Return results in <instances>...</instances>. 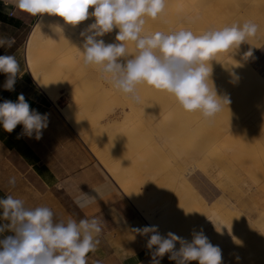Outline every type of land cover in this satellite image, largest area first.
<instances>
[{"label": "clouds", "instance_id": "9594fccd", "mask_svg": "<svg viewBox=\"0 0 264 264\" xmlns=\"http://www.w3.org/2000/svg\"><path fill=\"white\" fill-rule=\"evenodd\" d=\"M20 11L39 18L61 17L66 24L77 26L94 18L80 33L77 48L84 66L93 67L100 77L133 102H140L139 88L146 86L173 97L187 113H200L212 119L230 101L218 94L212 80V62L222 54L232 55L254 38L258 25L252 21L233 23L221 29H210L200 35L188 29L169 32L146 31L149 19L163 17L167 0H11ZM89 9H92L89 12ZM118 29L114 43L103 37ZM62 35V29H54ZM14 40L0 38V47L10 48ZM129 44L132 47H129ZM249 50L244 55L251 56ZM14 55H0V73L6 76L4 88L14 90L20 73ZM22 126L21 136L39 140L48 126L47 114L30 108L23 94L16 101L0 103V127L11 134ZM19 138V137H18ZM15 178L9 180L14 186ZM101 188L93 189L99 193ZM95 202V197L82 192L76 197L79 207ZM217 231L220 224L214 223ZM102 231L96 218L56 220L45 205L26 206L12 195L0 198V264H87L95 252ZM149 236L146 248L149 264H160L165 256L175 264H222V252L202 232H194L189 242L172 232L162 236L157 226L134 230ZM179 244V248H177Z\"/></svg>", "mask_w": 264, "mask_h": 264}, {"label": "rangeland", "instance_id": "374dc122", "mask_svg": "<svg viewBox=\"0 0 264 264\" xmlns=\"http://www.w3.org/2000/svg\"><path fill=\"white\" fill-rule=\"evenodd\" d=\"M185 2L188 4V6L184 9L186 17L181 22V25L184 26H187L186 22L189 21L197 22L199 30V23H202L205 20H209L211 22L213 29H221L225 26L232 25L233 23L242 24L245 21H252L258 25V32L254 38H250L247 43L242 44L240 48L237 49L232 55L228 54V64H224L220 69L214 66L217 70L212 71V74L214 75V73H216L217 76H220V78L218 76V79H212L216 90H218V88H224L228 84L226 82H229L230 84H228L230 87L226 86L228 93L226 97L229 99L230 103L228 106H225L224 109L214 118L205 119L200 113H187L180 108L175 99L169 94L156 91L146 86H143L144 88L139 91V95L141 97L140 102H133L126 95L118 92L115 89L112 90L111 86L107 84L97 72L90 79H85L84 81L79 82L80 89L77 88L74 91H67L65 88H58L55 94H58L59 96H57L56 101H53V103H55L57 107L67 104L65 110L61 111V113L69 121V119L71 120L74 115H78V113L75 114L76 111L74 112V109L78 111L81 110L80 108H82L83 104H89L90 108L88 109H92L93 106L90 103H94L96 106V103L102 104V101H106L104 103V106H106L105 112L103 111V115L101 117L97 116V118H99L100 123L102 124L101 127H99V133L102 134L103 131H105V126L108 131H106V135L108 136H105L103 140L107 143L112 140L109 142L110 145L111 142H114L113 145L108 147V153L112 149H116V145L122 144L121 146H118L116 150H120L122 146H127L126 151L128 152L129 150L131 156L134 158L135 155L132 154L137 152L134 150L141 149L142 152L144 149H148L149 147L148 153L149 150L155 151H151L152 153L150 152L152 154L150 155L153 158V156H155L157 153L156 151L160 152L162 148H168L170 150L169 155L171 156V161L167 164L173 166V168L179 167L181 171H188L189 166H184L183 164L175 162L174 158L176 157L175 155H177V150L186 148L194 151L196 154H199V156L193 161V171L190 172L186 184L180 183L179 185L177 182H170V185L165 181L163 183L162 179L164 178L166 171L169 169L167 168L169 165L166 167V164L163 161L160 160L155 162V159H152L154 166L152 163H149L152 165V167L161 169V173L157 171L159 177L156 174L157 178L154 176V179L152 180L153 185L155 186L152 189L153 192L156 194H161L164 192L165 194V191L168 189L174 191L178 189L182 191L184 188V190H187L185 198L184 196L182 197V193L177 195L179 196V199L174 197L176 193L172 197L173 202H175V200L180 201L174 204L175 207H177L179 213L177 218L178 225L173 226L171 225L172 223H168L170 221H167L164 223V229L167 230L170 228V226H172L175 230L174 234L181 236L189 230H191L190 232H192V234L197 232V225H199L201 222H206V220L209 221L208 225L210 227H208L213 229V232L217 231L214 223H218V226L223 224L225 225L221 226V231H223V234H221L219 231L217 232L220 234L214 232L215 235L217 234L216 236L221 237V239H217L215 235L210 239L208 238L211 244L214 246H219V248L221 247L222 264H264V247H262L264 245L261 246V244H264V240H262L264 239V231H262L264 230L262 229L264 228V224H259L260 222H264V204H262L264 203V201H262V199H264V0H185ZM90 11H92V9H89V12ZM181 11L182 9H180V12ZM57 17L58 16H53L52 18L55 20ZM91 18L92 17L89 18V22L94 21V18ZM165 19L166 18H159L157 20L149 19L145 25L146 31L165 32L170 28H174L173 24L167 26V24L164 22ZM57 20L59 21V19ZM61 20L64 21L62 18H60V21ZM150 22L151 24L149 26ZM50 24L51 22L47 24L46 21L42 24H39L37 29L40 28V30L44 32L49 28ZM68 25H66V27ZM63 28H65V26H63ZM66 29L65 31H67ZM116 31H118V29H116ZM193 33L195 34V32ZM130 45L131 44H129V46ZM53 46H55V44L50 46V51L51 47L53 48ZM42 47L43 51L41 52H43L44 55L42 58V63L38 66V70L40 74H43L44 78H51L55 76V74H53V71L51 73V70H46V68L49 66L48 63L51 60L50 56L52 52L49 53V51L48 56V53H44V51H46L44 50V45ZM249 50L252 54L251 56L247 57L244 54ZM23 55L24 57L26 56V45H24L23 48ZM222 55H227V53ZM35 58H37V55ZM214 62L215 61H213L212 64ZM244 67H248L250 71L254 72L260 78V81H262H259V83L250 75H248L246 73V68L243 69ZM25 68L26 72L29 73L26 64ZM222 70L226 76L222 74ZM33 81L45 94L46 92L39 87L34 79ZM221 84H223V86ZM149 89H152V93L147 92ZM95 91L97 92V97L95 95ZM103 93L106 94L107 98L102 97V99H100ZM218 94L225 96L221 94V91H218ZM77 95L79 96L77 97ZM234 97H236L238 100ZM123 99L127 100L125 102L127 103L126 105H124L125 103L122 101ZM156 101H161L164 104L173 102L171 110L168 112V114L170 123L174 124L175 126H173L175 128L178 126V128L172 129L171 132H169L168 129L164 128V126H166L165 120H163L161 123L158 122L159 119L157 113L152 111L153 103ZM122 102L124 104H122ZM72 105L77 107L72 108ZM78 106H80V108H78ZM95 109H92V113H96L95 111H97V107ZM130 110H134V114L132 113L127 115ZM68 111H70L71 114ZM153 112L155 117H152ZM125 114L127 117H129H123ZM119 119L126 120V122L124 121L120 123L119 121L121 120ZM131 119L135 120L134 126L133 124H130L132 121ZM102 121L105 122L102 123ZM107 122L109 125H106ZM87 124L90 125L87 127ZM111 125L113 126L112 128L119 127L121 125V127L127 126L125 131L127 134L125 135L124 133V138L122 136H112V134H109L110 131L108 128L111 130ZM84 127H86L84 129L87 130L89 127L94 128L95 124H93V121H91V123H85ZM149 130L152 131V136L150 135L151 131L149 132ZM155 135L162 137L164 136L163 146L159 145L157 142H154ZM212 136H214V138ZM150 139H152V142ZM136 143L137 146L135 145ZM86 145L88 146V144ZM90 147L91 146L89 145V150L100 162L99 157L101 155L99 156L97 154V150L99 148L96 149V152H94ZM130 147H132V150ZM131 151L134 152L132 153ZM103 152L104 154H102L105 155V149ZM146 152L144 151L145 155L147 154L148 156L149 154ZM144 153H141V155ZM159 156L161 157V155ZM172 161L177 167L171 163ZM207 164H213L216 166V170L212 174V177L205 173V169H207L205 167H208ZM103 169L106 172L107 169H105V167ZM134 181L135 180H133V182ZM165 183L166 185H164ZM140 185L139 192L141 191L143 193L146 189H151V187H148V185ZM256 188L261 189H259L260 191L257 190L258 192H256ZM194 191L196 192V196L203 201L196 200L194 197ZM253 192L258 194L256 196V200H252L250 197L251 193ZM145 194H147V192H145ZM181 201L182 204H180ZM253 201L256 203H253ZM178 204L179 206H177ZM229 206L232 208H229ZM143 208L144 207H141V210H137L141 216L142 212L146 210V208ZM208 209L213 210L209 211ZM208 216H213L214 219ZM244 216H246L248 219ZM257 224L259 227L262 226V228H260L261 230H258L259 228ZM229 230H231V232H229ZM244 230L246 232H244ZM260 239L262 243L258 244V241L260 243ZM222 241H225V244H221L223 243ZM162 260L165 264H175V262L170 261L167 256H165ZM191 264H198V262L193 261Z\"/></svg>", "mask_w": 264, "mask_h": 264}, {"label": "crops", "instance_id": "0c3cea01", "mask_svg": "<svg viewBox=\"0 0 264 264\" xmlns=\"http://www.w3.org/2000/svg\"><path fill=\"white\" fill-rule=\"evenodd\" d=\"M36 21L11 0H0V38L14 40L10 48L0 47V55H14L21 69L12 91L4 88L6 76L0 73V103L23 94L31 109L48 118L39 140L21 136L22 126L11 134L0 127V198L12 195L29 207L48 206L56 220L96 218L102 231L87 264H149L150 237L134 231L146 227L145 220L61 113L67 104L57 107L26 72L23 48ZM13 177L14 186L9 184ZM101 186V192L93 191ZM82 192L95 202L79 207L76 197ZM160 264H165L162 259Z\"/></svg>", "mask_w": 264, "mask_h": 264}, {"label": "bare ground", "instance_id": "6f19581e", "mask_svg": "<svg viewBox=\"0 0 264 264\" xmlns=\"http://www.w3.org/2000/svg\"><path fill=\"white\" fill-rule=\"evenodd\" d=\"M187 6H188V4L185 2V0H167L165 13H164L163 17H161V18H166L164 20V22L167 24V26L170 25V24H173L174 28H170L169 30H167L165 32H169V31H173V30H179V29L183 28V29H188V30H191V31L195 32L196 35H200V34L204 33L205 31L213 29V27L211 25V22L209 20H205L202 23H199V26H200L199 30H198L197 22H190L189 21V22H186L187 26L181 25V22L186 17V14L184 13V9ZM180 9H182L181 12H180ZM52 17L53 16L44 15V16L39 17L37 19V21L35 23V26H34V29H33V32L31 33V35L29 36V38L27 39V41L25 43V45H26V56L24 58H26L25 61H26V66H27L28 71H29L28 74H30V76L36 81V83L39 85V87L46 92L45 94L48 95V98L53 102V101H56L57 96H59L58 94H55L58 88H65L67 91H72V90L74 91L77 88L80 89L79 82L84 81L85 79H90L91 77H93L95 75V73L97 71L93 67H90V66L86 67V66L83 65L82 59H81V57L79 55V51H78V49L81 48L82 44H83V38L80 36V33L82 31H84L88 27V25H90L94 21H90L89 22V19H88V21L86 20V21L80 23L77 26H72V25L65 24V22L62 21V20L60 21L61 17L60 18L57 17V19H59V21L57 19L54 20ZM46 21H47V24H49V22H51L49 28L46 31L43 32V31L40 30V28L37 29V26L39 24H42V23H44ZM150 24H151V22L149 23V26H150ZM66 25H68V26L66 27ZM63 26H65V28H63ZM57 27L62 29V35L60 33H57L56 31H54V29L57 28ZM68 27H69V29H68ZM65 29L67 31H65ZM117 32L118 31H116V29H114L112 33L106 34L103 37V39L105 40V43H114V42H116L115 41V36H116ZM42 44L44 45V50H46V51H44V53H46V54L50 51V46L55 44V46H53V48L51 47V51L49 52V53L52 52V54L50 56L51 60L48 63L49 66L46 68V70H49V71L51 70V73L53 71V74H55V76L51 75V76H53L51 78H44L43 74H40L39 70H38V68H39L38 66L42 63V58H43V55H44L43 52H41V51H43V47H42L43 45ZM129 47L131 48L132 45H130ZM49 53H48V56H49ZM36 55H37V58H35ZM217 59H218L219 62L215 61L212 64L213 71L217 70L216 67L218 69H220L224 64H226V63L228 64L229 55L228 54L227 55H221ZM214 66H216V67H214ZM245 68H246V73L248 75H250L256 81H258V82L260 81V78L254 72H251L248 67H244L243 69H245ZM227 71H228V69H227ZM41 73H43V72H41ZM222 74H224V71H223ZM218 76H217L216 73H214V75L212 74V79L213 78L218 79ZM224 76H226V75L224 74ZM219 78H220V76H219ZM226 78H228V77H226ZM226 81H227V79H226ZM226 83L229 84V82H226ZM228 84L226 86L230 85V84L229 85ZM221 85L223 86V84H221ZM226 86L224 87L225 89L224 88H218L217 92L221 91V94L226 96L228 94ZM217 87H219V86H217ZM142 88H144V87L141 86L139 88V91H141ZM111 89L114 90V88H112V87H111ZM147 92H151L152 93V89H149V91H147ZM95 93H96L95 95L97 97V92L95 91ZM47 95H45V96H47ZM78 96L79 95H77V97ZM102 97L103 98L104 97L107 98L105 93H103V95L101 96L100 99H102ZM234 98H236V97H234ZM122 101H124V103H125L127 100L123 99ZM74 102H72V103H74ZM105 102L106 101H102L103 105L101 103L100 104L96 103V106L94 105V103L93 104L90 103L93 107L95 106L94 108L92 107V109H95L97 107V111H95L96 113H92L93 110L92 109H88V108H90L89 104L86 105V104L82 103L83 104L82 108H84V109H82V108H80V106H78V108H80L81 110L78 111V110L74 109V112L76 111L75 114L78 113V115H76V116L74 115L71 120L68 118L69 121H70L71 126L78 132V134H80V137H81L82 141L84 140L86 142V144H88V146L89 145L91 146L90 148L92 149V151L96 152V149L99 148L97 150L98 151L97 154L99 156L100 155L102 156V157L101 156L99 157L100 158L99 164L101 166H104L105 169H107L106 173L111 176V178L114 180V183L115 182L117 183L120 192L127 198V200L138 211L141 210V207L146 208V210H144V212H142V217H143V220H145L147 226H157L158 227V231H159V233L162 236H166L168 232L175 233V230H174V228L172 226H170L169 229L165 230L164 229V223H166L167 221H170L168 223H172L171 225H173V226L174 225H178L177 218L179 216V213H178L177 207H175L174 204H176V203H178L180 201L175 200V202H173V198L172 197L176 193V195L174 197H177L179 199V196H177V195L179 193H182V197L184 196V198H185L186 194H187V190H184V188H183L182 191H180L178 189L175 190V191L168 189L167 191H165L166 192L165 194H164L163 191H162L163 193H161V194H156L155 192H153L152 189L155 186L153 185L152 180L154 179V176H156V174L159 177V174L157 173V171L160 172L161 169L158 168L159 169L158 170L157 167H152V165L149 164V163H152V159H155V162H158L160 160L163 161L166 164V167H167V165H169L167 163H170V161H171V156L169 155L170 150L168 148H162L161 149L162 151L161 150H160V152L156 151L157 152L156 155L153 156V158H152L151 157V155H152L151 151H153V150H151V151L149 150V153H148L149 147H148V149L146 148L147 150L144 149V151L145 152L147 151L146 153L149 154L148 156H147V154L145 155L144 151L141 152V149H138V150L136 149L134 151H137V152L133 151L134 154H132V155H135L134 158H133L131 156L129 150H128V152L126 151L127 150V148H126L127 146L126 147L122 146V148H120V150H116L118 146L122 145V144L121 145L118 144V145L115 146L116 149H112V150L109 149L111 151L108 153V147L113 145L114 142L113 143L111 142V145H110L109 142L112 141V140H110L108 143L103 140L105 138V136L106 137L108 136V135H106L107 129L105 128L106 126L104 125L105 126L104 127L105 131H103V133H102L103 135L101 133H99V131H100L99 127H101L102 124L100 123L99 118H97V116L101 117L103 115V113L105 112V110H106L105 109L106 106H104ZM124 103L122 102V104H124ZM126 104L127 103H125L124 105H126ZM172 104H173V102H169L167 104H164L161 101H156L155 103H153V108H152V111H155L157 113V116H158V119H159V121H158L159 123H161L163 120H165L166 126H164V128L168 129L169 132H171L172 129L178 128L177 125H176L177 127L175 128L174 127L175 125L170 123V118H169L168 112L171 110ZM73 107H75V106L72 105V108ZM69 108H70V106H69ZM68 112L70 113V111H68ZM66 113H67V110H66ZM132 113L134 114V110H130L127 115H130ZM69 115H68V117H69ZM127 115L125 114V115H123V117H127ZM152 117H155L154 112H153V116ZM119 120H121V119H119ZM131 120L133 122L131 121L132 123L130 122V124L131 125L133 124V126H134L135 125L134 124L135 120H133V119H131ZM91 121H93V124H95L94 128H96V129H94L93 127L92 128L89 127L90 131H89L88 128H87V130L84 129V128H86V127H84L85 123H91ZM124 121L126 122V120H121L119 122L122 123ZM104 122L102 121V123H104ZM107 124H108V122L106 123V125ZM113 124H114V122H113ZM128 124H129V122H128ZM88 125H90V124H87L86 126L88 127ZM117 125H118V121H117ZM121 126L112 128L113 126L111 125V128H112L111 130H110V128H108L109 127L108 126L107 128L110 131L109 134H112V136L117 135V136H122L123 137L127 126L126 127H121ZM130 129H131V127H130ZM146 131H148V130H146ZM150 131L151 130H149V132ZM188 132H189V130H188ZM143 133H144V131H143ZM213 133H212V135H213ZM126 134L127 133H125V135ZM147 134H148V132H147ZM150 135L152 136V131H151ZM212 137L214 138V136H212ZM151 140L152 139H150V141ZM154 140H155L154 141L155 143L157 142L159 145L163 146L164 136L162 137V136H159V135H155ZM135 145L137 146V143ZM93 147H95V148H93ZM142 147H143V145H142ZM131 148L132 147H130V149ZM104 149L107 152V153L105 152V155H103L104 154V152H103ZM140 152L144 153V154L141 155ZM153 152H155V151H153ZM159 155H161V157ZM175 156L176 157L178 156L177 158L176 157L174 158L176 163L183 164L184 166H187V165L189 166L188 167V171H181L179 167L178 168H173V166L169 165L172 169L168 166L167 168H169L170 170L169 169L167 170L166 167H165V169L167 171H166V174L164 173L165 175H164V178L162 179V181H163V183L165 181L167 184H170V185H171L170 182H172V183L177 182V184L179 183V185H180V183L186 184L187 180H188V176L190 175V172L193 171V168H192V167H194L193 161H194L195 158H197L199 156V154H196L194 151H191L189 149L183 148L181 150L180 149L177 150V155H175ZM156 159H159V160H156ZM171 163L176 166V164L173 163V161ZM153 166H154V164H153ZM207 166L208 167H205V168H207V169H205V173L208 174L210 177H212V174L216 170V166L213 165V164H209V165L207 164ZM104 167H102V168H104ZM241 171H243V170H241ZM214 175H213V177H214ZM157 176L155 178H157ZM158 179H157V181H158ZM133 180H135V181L133 182ZM166 183L164 185H166ZM177 184H176V186H177ZM139 185L140 186L148 185V187H151V189L150 190L146 189L142 193L141 191L139 192ZM173 187H174V185H173ZM171 188H172V186H171ZM259 189H261V188H256L255 191L258 192V191H260ZM145 192H147V194H145ZM257 195L258 194L253 192V193H251L250 197L252 198V200H254V199L256 200V196ZM194 197L196 198V200H202V199H199V197L196 196V192H195V196ZM224 199H227V198H224ZM192 200H195V199H192ZM262 201H264V199H262ZM254 202L255 201H253V203ZM180 204H182V201H181ZM262 204H264V203H262ZM177 206H179V204ZM230 206H229V208H232ZM252 207H255V206H252ZM212 210H209V211H212ZM233 210H235V209H233ZM225 211H226V209H225ZM227 211H228V209H227ZM254 211H255V209H254ZM208 217L213 218V216H208ZM244 217L247 218L246 216H244ZM206 219H207V217H206ZM176 222H177V224H176ZM208 222L209 221H207V220H206V222H201L199 225H197L198 228L196 227V231L198 229V231H197L198 233L202 232L209 239L211 237H214L215 233L223 234V231H219L220 233H218L217 231H214L215 232L214 233L213 229L209 228L210 226L208 225ZM213 223H214V221H213ZM259 224H264V222H262V223L260 222ZM258 228H259L258 230H261L260 228H262V226L259 227V225H258ZM262 229H264V228H262ZM236 230H238V229H236ZM190 231L191 230L187 231L186 233H184L183 235H181L179 237H182L183 239H185V240L190 242L192 240V232H190ZM262 231H264V230H262ZM229 232H231V230H229ZM244 232H246V231L244 230ZM219 238L221 239V237H217V239H219ZM262 240H264V239H262ZM218 241H220V240H218ZM222 242L223 243H221V244H225V241H222ZM261 243H262V241L260 239V243L258 241V244H261ZM256 244H257V242H256ZM262 245H264V244H261V246ZM262 247H264V246H262ZM177 248H179V244H177ZM224 250H223V252H224Z\"/></svg>", "mask_w": 264, "mask_h": 264}]
</instances>
